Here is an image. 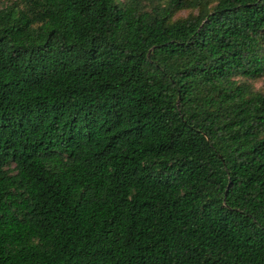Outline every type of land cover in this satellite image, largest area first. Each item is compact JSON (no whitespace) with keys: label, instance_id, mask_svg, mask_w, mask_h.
<instances>
[{"label":"trees","instance_id":"obj_1","mask_svg":"<svg viewBox=\"0 0 264 264\" xmlns=\"http://www.w3.org/2000/svg\"><path fill=\"white\" fill-rule=\"evenodd\" d=\"M12 1L0 264H264V0Z\"/></svg>","mask_w":264,"mask_h":264},{"label":"rangeland","instance_id":"obj_2","mask_svg":"<svg viewBox=\"0 0 264 264\" xmlns=\"http://www.w3.org/2000/svg\"><path fill=\"white\" fill-rule=\"evenodd\" d=\"M121 3H125L128 0H119ZM140 3V7L146 10H151L152 1L151 0H138ZM12 0H2V3L5 4H12ZM199 10L194 8H183L181 10H178L174 13L173 20H183L188 19L196 16L198 14ZM237 80L240 83H243L247 85L249 88L252 89V91L255 92H264V77L251 79L246 77H237Z\"/></svg>","mask_w":264,"mask_h":264}]
</instances>
